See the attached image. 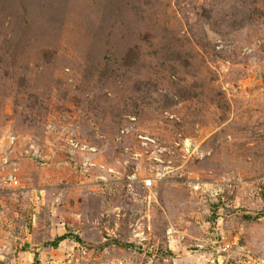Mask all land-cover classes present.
<instances>
[{
	"label": "rangeland",
	"instance_id": "obj_1",
	"mask_svg": "<svg viewBox=\"0 0 264 264\" xmlns=\"http://www.w3.org/2000/svg\"><path fill=\"white\" fill-rule=\"evenodd\" d=\"M35 260L264 264V0H0V264Z\"/></svg>",
	"mask_w": 264,
	"mask_h": 264
},
{
	"label": "built area",
	"instance_id": "obj_2",
	"mask_svg": "<svg viewBox=\"0 0 264 264\" xmlns=\"http://www.w3.org/2000/svg\"><path fill=\"white\" fill-rule=\"evenodd\" d=\"M6 163H8V160L7 159H3L2 161V164L5 165ZM144 182V186L147 188V189H151L154 187V182L155 180L152 179V180H145L143 181Z\"/></svg>",
	"mask_w": 264,
	"mask_h": 264
},
{
	"label": "trees",
	"instance_id": "obj_3",
	"mask_svg": "<svg viewBox=\"0 0 264 264\" xmlns=\"http://www.w3.org/2000/svg\"><path fill=\"white\" fill-rule=\"evenodd\" d=\"M54 247L58 246V243H54L52 244ZM34 264H38V262L35 260V263Z\"/></svg>",
	"mask_w": 264,
	"mask_h": 264
}]
</instances>
